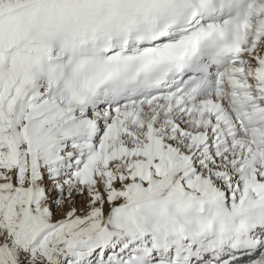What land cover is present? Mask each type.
<instances>
[{"label":"snow or ice","instance_id":"snow-or-ice-1","mask_svg":"<svg viewBox=\"0 0 264 264\" xmlns=\"http://www.w3.org/2000/svg\"><path fill=\"white\" fill-rule=\"evenodd\" d=\"M0 264H264V0H0Z\"/></svg>","mask_w":264,"mask_h":264}]
</instances>
